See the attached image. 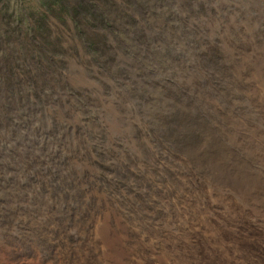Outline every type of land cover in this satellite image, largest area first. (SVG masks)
I'll use <instances>...</instances> for the list:
<instances>
[{
    "label": "rangeland",
    "instance_id": "rangeland-1",
    "mask_svg": "<svg viewBox=\"0 0 264 264\" xmlns=\"http://www.w3.org/2000/svg\"><path fill=\"white\" fill-rule=\"evenodd\" d=\"M262 40L264 0H0V264L78 263L104 209L160 243L208 136L264 132L230 63Z\"/></svg>",
    "mask_w": 264,
    "mask_h": 264
},
{
    "label": "bare ground",
    "instance_id": "bare-ground-1",
    "mask_svg": "<svg viewBox=\"0 0 264 264\" xmlns=\"http://www.w3.org/2000/svg\"><path fill=\"white\" fill-rule=\"evenodd\" d=\"M255 48L248 58L232 57L230 63L239 80L251 74L244 92L256 100L264 116V40ZM235 125L239 132L225 129L222 138L208 136L209 142L222 145L220 159L208 156L206 147L192 156L194 165L207 174L202 181L196 179L202 201H186L166 223L160 243L149 245L129 223L104 209L91 220L99 239L93 253L83 258L79 253L76 264H264V148L259 145L264 144V132L243 119ZM235 147L248 158L235 153V160ZM216 191L220 204L214 200ZM73 253L72 247L68 254ZM66 255L60 256L64 262Z\"/></svg>",
    "mask_w": 264,
    "mask_h": 264
}]
</instances>
